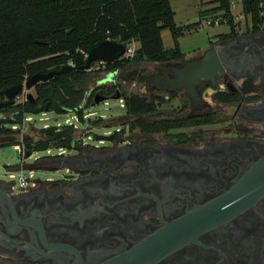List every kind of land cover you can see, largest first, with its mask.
<instances>
[{
    "label": "flooded vegetation",
    "instance_id": "flooded-vegetation-1",
    "mask_svg": "<svg viewBox=\"0 0 264 264\" xmlns=\"http://www.w3.org/2000/svg\"><path fill=\"white\" fill-rule=\"evenodd\" d=\"M151 66L121 72L156 90L142 96L166 100L155 118L173 127L144 132L129 121L110 139L42 158L52 170L67 166L60 179L18 190L0 181V264H264V179L255 171L264 26L245 21L191 57ZM106 83L90 89L94 104ZM176 100L177 110H159Z\"/></svg>",
    "mask_w": 264,
    "mask_h": 264
},
{
    "label": "trees",
    "instance_id": "trees-1",
    "mask_svg": "<svg viewBox=\"0 0 264 264\" xmlns=\"http://www.w3.org/2000/svg\"><path fill=\"white\" fill-rule=\"evenodd\" d=\"M209 2L212 6L202 9L201 16L221 18L220 23L227 22L233 32L238 23L232 0ZM242 2L247 23L256 29L263 27L264 0ZM175 15L171 0H0V95L2 101L8 102L0 108L4 113L0 118V136L20 134L27 116L48 109L58 114L75 111L84 120V107L94 102L96 92L87 88L92 75H110L147 62L183 58L185 52L179 39L185 32L199 28L201 22L179 26ZM165 29L171 31L175 41L171 48L164 44ZM107 39L127 46L137 42L138 47L133 56L112 63L97 60L90 68H83L90 50ZM70 63L76 68L63 71ZM97 63L102 66L95 70ZM53 70L58 71L57 75L34 87V101L6 99V89L36 73ZM97 88L107 97L120 95L132 125L144 132L168 131L173 127L174 120L155 118L156 102L162 104L166 100L129 92L121 83ZM14 125L20 128L15 130ZM76 131L74 124L44 126L39 128L37 140L25 137L23 145L32 154L51 148L71 150L80 144Z\"/></svg>",
    "mask_w": 264,
    "mask_h": 264
},
{
    "label": "rangeland",
    "instance_id": "rangeland-1",
    "mask_svg": "<svg viewBox=\"0 0 264 264\" xmlns=\"http://www.w3.org/2000/svg\"><path fill=\"white\" fill-rule=\"evenodd\" d=\"M209 1L210 0H171L173 8L176 12L175 19L179 26H185L194 22H201L199 28L191 32H185V34L179 39L181 48L187 57H191L197 50L206 49L209 46L210 41H214L219 34L230 31V27L227 22L213 23L210 22L214 20L213 17L201 16L202 9L212 6ZM232 3V11L236 22L238 23L237 27H242L246 21V16L243 11V2L242 0H232ZM162 35L166 48H171L175 45L173 35L169 29H165L162 32ZM136 46L138 45L136 44ZM153 63L154 62H147L140 67L150 70ZM100 66H102V63H97L95 65V70L100 68ZM126 74L127 73H122L120 71L119 75L116 72H113L110 75H108V72H103L100 76L92 75L88 81L87 88L88 90L92 89L97 85L99 80H101V84L107 82L106 85L111 86L113 79L117 77L118 79L116 82L123 84L129 92H134L140 95H150L152 92L156 91L152 90L145 83L140 82L136 78H126ZM26 91L32 92L35 95L34 88ZM18 100L21 101V98ZM182 105L183 103L176 100L174 102L166 103L163 106H159V110L172 112L173 110L180 108ZM3 116L4 113L0 112V118ZM32 118L34 121L25 122L21 133L15 134L18 136L19 141L22 136L37 140L39 138V128L47 125H65L68 124L67 119H69L77 128L76 134L78 136V140L80 141L79 146L87 143L94 145L98 143L97 140H91L90 138H95V134H108L110 131L113 132L120 130L123 127L122 125H125L127 122L132 120L126 115L123 101L121 99L113 98H109L99 104L91 103L90 105H85L84 120L79 119L75 111H70L66 114H58L54 111H45L42 114L32 115ZM74 151L75 148L71 150L67 149L65 154L67 155L69 153H73ZM60 154L59 148H52L50 152H48V150L33 152L32 156L25 159L26 164L24 166L35 169V176L37 179H60L63 173L67 171V166H62L58 171H56L52 169H56L57 166H46L41 161L44 157L58 156ZM20 163V149L14 148L13 143L0 145V181L7 184L15 181L16 190L20 189V169H18ZM12 173L16 174L15 177L11 176Z\"/></svg>",
    "mask_w": 264,
    "mask_h": 264
},
{
    "label": "water",
    "instance_id": "water-1",
    "mask_svg": "<svg viewBox=\"0 0 264 264\" xmlns=\"http://www.w3.org/2000/svg\"><path fill=\"white\" fill-rule=\"evenodd\" d=\"M127 48H128L127 44L123 42H116L110 39L104 40L100 44H98L97 46H95L94 48L90 50L87 56V62L83 66V68L85 69L90 68L91 63L97 60H101L104 62H110V63L115 62L116 60L121 59L125 56L127 52ZM213 51L215 52V49ZM216 60L219 61L217 57H216ZM75 68L76 66L70 63L68 66H66L63 69V71L72 70ZM57 73H58L57 70H53L48 73H36L32 75L31 77H29L25 82L6 89L5 90L6 98L9 101L15 100L19 96V94H21L23 91L34 88L38 83L51 79L52 77L57 75ZM200 75L201 74H195L191 76L192 77L191 79H197ZM141 78L142 79L146 78L149 82L153 81L154 79L153 77L149 75H142V74H141ZM189 82L191 83L192 81L190 80ZM112 98L120 99L121 96L120 95L112 96ZM107 99H108L107 96H100V97L98 96L95 100V104H99ZM27 100H31V101L35 100L34 94L32 92H27ZM7 103L8 102L1 100V95H0V108L6 105ZM47 111H50V110L48 109ZM104 139H110V137L104 134L96 135L97 141L104 140ZM18 140L19 138L16 135L0 136V144H7V143L15 144ZM30 156H32V153L31 152L27 153V158ZM255 171L260 173L261 177L264 179V156L256 164ZM250 173L253 174V172H250Z\"/></svg>",
    "mask_w": 264,
    "mask_h": 264
},
{
    "label": "built area",
    "instance_id": "built-area-1",
    "mask_svg": "<svg viewBox=\"0 0 264 264\" xmlns=\"http://www.w3.org/2000/svg\"><path fill=\"white\" fill-rule=\"evenodd\" d=\"M221 20H222L221 18H218V19H215V20L210 21V22L220 23ZM127 47L128 48H127V52H126L125 56L126 57L133 56L135 53V50L137 49L136 42H133L132 44H130ZM102 62H104V61H102ZM20 98H21V101L26 100L27 99V91H24L23 93L19 94L17 99H20ZM30 121H34L32 118V115L27 116L25 122H30ZM67 122H68V124H73L69 119H67ZM24 125L22 126V130H23ZM47 126H49V125H47ZM19 128H20V126H17V125L13 126V129H15V130L19 129ZM25 137L22 136L20 141L19 140L17 141V142H20L19 144L13 145L14 148L20 149L21 163H20L19 168H18V169H20V174H19V187H20V189L29 188L30 186L35 185L36 181H37V177L35 176V169L27 168L26 166H24L26 164L25 159L27 158V152H26L25 147L23 145ZM51 149H49L48 152H50ZM66 150L67 149L60 148V153H61L60 155L65 154ZM15 175L16 174H14V173L11 174L12 177H15ZM12 183H13V186L15 187L16 182L13 181ZM9 184L11 185V183H9Z\"/></svg>",
    "mask_w": 264,
    "mask_h": 264
},
{
    "label": "crops",
    "instance_id": "crops-1",
    "mask_svg": "<svg viewBox=\"0 0 264 264\" xmlns=\"http://www.w3.org/2000/svg\"><path fill=\"white\" fill-rule=\"evenodd\" d=\"M136 44L138 45V43L136 42ZM138 47V46H137Z\"/></svg>",
    "mask_w": 264,
    "mask_h": 264
}]
</instances>
